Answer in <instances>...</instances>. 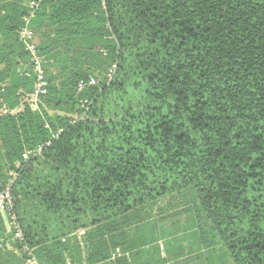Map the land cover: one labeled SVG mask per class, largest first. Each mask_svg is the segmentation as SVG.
Returning a JSON list of instances; mask_svg holds the SVG:
<instances>
[{"label":"trees","instance_id":"1","mask_svg":"<svg viewBox=\"0 0 264 264\" xmlns=\"http://www.w3.org/2000/svg\"><path fill=\"white\" fill-rule=\"evenodd\" d=\"M33 1L0 0V264L130 258L158 216L168 261L264 264V0Z\"/></svg>","mask_w":264,"mask_h":264},{"label":"crops","instance_id":"2","mask_svg":"<svg viewBox=\"0 0 264 264\" xmlns=\"http://www.w3.org/2000/svg\"><path fill=\"white\" fill-rule=\"evenodd\" d=\"M21 2L22 5L27 3V0H18ZM36 43L38 44L40 42L38 37H35ZM156 222H152L151 224H146L145 227H140L137 232H135L137 236L139 237H146V238H152L154 241L150 243H146L144 246L140 247V251L135 255L133 254L130 259L126 254H121L119 251V254L117 253L116 249V254H111L110 258L106 259L103 262H98L94 264H121V263H116L117 259H113V256H116L114 258H118L119 256H124L126 259V264H217V258L219 256V253L215 251L214 253L207 254L209 255V259L206 261L199 257L197 253H194L189 256L185 257H179L175 261H168L166 260L168 258V249L169 247L167 245V242L170 241V237L167 236L170 227L172 226V220L171 218H165L158 216ZM181 219V217L179 218ZM6 226L9 230V223L6 222ZM81 233L77 234V237H79ZM185 244H187L185 242ZM10 246H8L9 248ZM167 249V250H166ZM102 251V250H101ZM205 254L206 257V252H202ZM118 256V257H117ZM112 257V259H111ZM68 258V257H67ZM129 258V259H128ZM131 260V261H130ZM163 260H166L165 263ZM125 264V263H124ZM228 264V263H227Z\"/></svg>","mask_w":264,"mask_h":264},{"label":"built area","instance_id":"3","mask_svg":"<svg viewBox=\"0 0 264 264\" xmlns=\"http://www.w3.org/2000/svg\"><path fill=\"white\" fill-rule=\"evenodd\" d=\"M41 0H34L30 7L33 8L34 10L37 6V3L40 2ZM33 16V12L30 11L28 15H26L23 18L24 25L20 29L19 32V38L20 41L23 42L25 45L26 50L28 51L30 55L29 63L28 65L32 68L34 74H35V88L32 93H28L25 95V98L27 99L26 101H29L32 108L36 109L37 104H38V98L41 95H44L46 93V87H47V82L45 80V73L44 69L42 68V60L39 57L36 46L32 40V34L30 30L28 29V24ZM88 81L86 82H79L77 85V91L81 92L85 88L88 87H94L97 84V80L93 77H88ZM0 85L4 86L3 84L0 83ZM1 102V100H0ZM86 104V101L82 103ZM10 110L6 107L5 104H3L0 107V114H5L8 113ZM42 150V146H38L35 150H29L23 153L22 159L23 161H27L29 157L31 156H36L38 155ZM13 181H9L8 185L0 191V211L3 212H10L13 206V199H12V193H11V185ZM16 239L19 241H22V236L20 233L16 234ZM25 254H27L28 259H26L25 263L23 264H38L35 258L31 255V251L28 250L26 247H24Z\"/></svg>","mask_w":264,"mask_h":264},{"label":"rangeland","instance_id":"4","mask_svg":"<svg viewBox=\"0 0 264 264\" xmlns=\"http://www.w3.org/2000/svg\"><path fill=\"white\" fill-rule=\"evenodd\" d=\"M96 77H97V75H96ZM99 77V76H98ZM98 77H97V79L95 78V77H93V78H95L96 80H98ZM100 78V77H99ZM97 82H99V81H97ZM86 104H89L88 102H87V100H86ZM86 104H83V105H80V107L82 106V108H84V105H86ZM181 221L183 220V218H181L180 219ZM95 250L98 252V250H100L101 251V248H95ZM94 250V251H95ZM99 251V252H100ZM117 253L119 254V250H117ZM72 254V253H71ZM114 257H116V256H113V259H117V258H114ZM118 257V256H117ZM119 257H124V256H119ZM118 257V258H119ZM111 259H112V257H111ZM229 264H232V263H229Z\"/></svg>","mask_w":264,"mask_h":264}]
</instances>
